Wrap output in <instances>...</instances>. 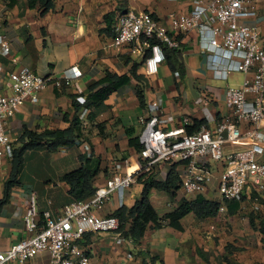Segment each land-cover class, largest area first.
<instances>
[{"label": "crops", "instance_id": "1", "mask_svg": "<svg viewBox=\"0 0 264 264\" xmlns=\"http://www.w3.org/2000/svg\"><path fill=\"white\" fill-rule=\"evenodd\" d=\"M9 1L0 0V34L11 43L18 64L12 66L7 58L1 56L0 62L8 70L28 66L39 75L60 76L63 71L71 68L74 74L73 79L63 82L61 89L47 87L39 93L35 103L25 102L7 120L5 130L10 134L13 146L23 131L66 129L69 126L66 118L71 119L74 113L73 104L83 105L89 86L106 72L118 76L129 75L132 65L137 63L138 72L144 75L142 60L132 55L127 46H112L113 26L121 13L120 8L153 13L170 30L171 15L188 12L193 0H57L53 10L44 15H40L37 9L27 8L25 0H15L11 5ZM256 4L257 15L248 23L264 31V0H256ZM108 14L114 15L110 25L104 19ZM177 37L181 43L184 76L180 78L176 72H172L162 51L154 50L153 54L159 59V71L155 76H144L147 80L143 93L145 104L154 92L162 91L163 115L170 113L173 116L164 129H186L194 120H202L204 124L201 127L213 129L223 119H232V110L225 105L226 88L239 86L251 74L232 71L227 80L215 79L207 55L199 46L197 33L192 31ZM129 77L130 83L112 92L101 106L80 108L78 116L83 134L82 143L78 146L48 151L45 144H39L24 152L23 156L26 157L37 150L40 154L38 159L44 157L38 168L45 166L51 170L46 172L45 184L19 179V184L12 188L9 198L0 208V251H6L13 243L31 235L23 223L28 204L27 195L32 193L36 197L39 221L44 211L59 217L63 208L73 201L68 194V186L60 177L81 165L80 156L99 159L100 170L93 184L95 189L103 186L110 178L118 161L127 162L123 166L124 173L141 168L142 161L138 152L128 141L139 137L142 125L138 119L145 108L141 107L135 95L138 81ZM214 80L225 82V86H214ZM10 93L5 84L0 87V94ZM204 108H207L212 120L206 119ZM90 113L91 119L88 118ZM244 145L249 146V143ZM53 162L58 163L56 169L49 165ZM222 168L223 163H208L207 170L212 178L199 194L206 200L217 201L215 187ZM10 169L11 161H5L0 166V201L4 198V185ZM171 172L177 173L180 179L182 165L178 162H160L149 172L140 173L126 190L123 205L131 207L141 198L147 180L163 183ZM181 198L195 197L185 195L181 188L174 191V194L155 188L149 191V200L160 217L173 211ZM119 208V197L113 194L96 213L104 217ZM224 211H227L226 205ZM223 212L206 220L187 215L181 220L182 230H175L168 225L159 229L148 228L138 244L132 241L118 244L113 235L106 232L86 233L82 242L91 264H212L214 259L204 256L200 246L210 243V235L213 234L210 227L214 226L211 224L216 223ZM223 258V261L215 263L227 264ZM50 259L48 252H40L24 264H50Z\"/></svg>", "mask_w": 264, "mask_h": 264}, {"label": "built area", "instance_id": "2", "mask_svg": "<svg viewBox=\"0 0 264 264\" xmlns=\"http://www.w3.org/2000/svg\"><path fill=\"white\" fill-rule=\"evenodd\" d=\"M256 15V0H193L188 12L171 15L169 30L149 12L128 9L120 13L113 26L112 46H127L132 55L142 60L147 78L159 71V59L153 54L159 49L158 43L180 49L177 36L192 31L197 33L215 79L227 80L232 71L251 74L239 86L225 90V105L232 110V119L225 118L213 129L201 127L191 134L182 127L164 129L173 116L163 115L164 95L162 91L154 92L138 119L142 125L138 137L141 168L124 173L127 162H116L103 186L96 188L90 198L66 205L59 217L44 211L39 221L36 197L27 195L23 223L31 235L0 251V264H24L40 252L50 254V264H91L86 247L81 244L86 233H111L118 244L131 241L120 231L118 218L111 214L100 217L96 211L113 194L118 195L121 207L126 190L138 175L160 162L182 165L180 188L194 198L211 181L208 161L220 160L223 168L215 187L217 201L222 203L219 212L224 211L225 203H242L244 199L251 211H260L264 201V31L248 23ZM0 56L12 66L18 64L11 43L2 34ZM72 70L66 69L60 76L39 75L28 66L8 70L0 62V87L5 84L11 92L0 94V166L13 157L12 139L5 130L7 120L25 102L35 103L47 87L61 89L63 82L73 79ZM204 111L206 119L212 120L207 108ZM238 141L249 146L223 157L222 144ZM210 229L214 230V226Z\"/></svg>", "mask_w": 264, "mask_h": 264}, {"label": "trees", "instance_id": "3", "mask_svg": "<svg viewBox=\"0 0 264 264\" xmlns=\"http://www.w3.org/2000/svg\"><path fill=\"white\" fill-rule=\"evenodd\" d=\"M57 0H25L26 6L29 9H37L40 15L53 10ZM15 0H10L9 5L14 4ZM145 12H148L144 10ZM153 16L154 14L151 13ZM107 25H110L114 19L113 14L105 15L104 17ZM159 49L162 51L164 59L172 72H176L180 78L184 76V64L181 59L180 49H169L166 46L158 43ZM150 53V51H148ZM139 64L134 63L129 70V75L124 74L121 76L106 72L101 79H98L88 88V95L85 98V103L80 105L73 104V116L66 121L69 126L64 130H44L42 132L23 131L18 137L13 147V157L11 160V169L9 178L5 182L3 195L4 198L0 201V208L9 198L12 188L19 184L17 180L20 170L22 168V161L24 152L28 149H34L39 144H45L48 151H56L60 148H71L78 146L82 143V129L81 121L78 116L81 107H98L101 106L103 101L108 96L118 90L119 88L130 83V77L138 81L135 85V95L142 108H145L144 89L147 86L145 75L138 72ZM92 118V114L88 115ZM204 124L202 120H194L191 126L186 127V133L191 134L198 131ZM129 145L132 146L137 152L140 151L141 145L139 144L138 137L130 138ZM17 145V146H15ZM81 165L65 174L60 179L68 186V194L73 201H82L90 198L96 191L93 184L95 177L99 173V159H92L91 157L80 156ZM140 179V177L138 178ZM155 188L158 190L166 191L174 194V191L180 188V179L178 174L169 173L166 181L157 183L155 181L147 180L143 185L142 195L133 206L126 207L122 205L117 209L112 216L119 219L120 231L125 238L130 239L132 242L138 244L144 237L148 228L159 229L164 225H168L175 230H182L181 220L187 215L192 214L195 219L206 220L215 218L219 214L222 203L218 201L206 200L202 195H197L194 199L181 198L175 209L171 212L165 213L161 217L156 213L154 207L149 200L150 189ZM264 203V202H263ZM227 213L229 215L236 214L241 209V203L229 202L225 203ZM259 212H250L249 224L252 229H255L260 236L261 248L264 250V216L257 217ZM256 218L259 219L256 223ZM81 244L83 242L81 241ZM84 245V244H83ZM231 247V246H230ZM226 249L231 252V249Z\"/></svg>", "mask_w": 264, "mask_h": 264}, {"label": "rangeland", "instance_id": "4", "mask_svg": "<svg viewBox=\"0 0 264 264\" xmlns=\"http://www.w3.org/2000/svg\"><path fill=\"white\" fill-rule=\"evenodd\" d=\"M125 11V7H122L119 12L124 13ZM214 86L224 87L225 82L215 81ZM242 143L238 141L222 144L223 157L243 149L244 144L247 143ZM39 157L40 154H38L37 150H33L32 154H28L26 157L23 156V165L17 180L21 179V181H32L35 184H45L47 181L44 179L47 176L46 172L51 169H46L45 166H39L41 168L40 170L38 165L42 159L44 160V157H41L40 160L38 159ZM209 162L212 165L221 163L220 160L214 159H210ZM49 165L56 169L58 163L53 162L51 164L49 163ZM262 204L263 206L258 211L257 217L264 216V203ZM239 211L238 214L233 216H228L227 211H224L220 219L216 223L211 224L214 225V230L212 232L213 234L210 235V243L201 244L200 248L204 256H207L211 260L214 259L212 264H218L215 262L223 261L221 260L223 257V259L227 260V264H264V250L260 248V236L249 224L251 208L246 199L241 203V209ZM256 219L257 223L259 219ZM227 245L231 249V252L226 249Z\"/></svg>", "mask_w": 264, "mask_h": 264}]
</instances>
